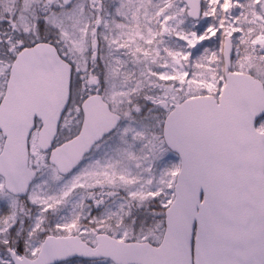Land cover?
<instances>
[{
  "label": "snow or ice",
  "instance_id": "6c2138e0",
  "mask_svg": "<svg viewBox=\"0 0 264 264\" xmlns=\"http://www.w3.org/2000/svg\"><path fill=\"white\" fill-rule=\"evenodd\" d=\"M0 264H264V0H0Z\"/></svg>",
  "mask_w": 264,
  "mask_h": 264
},
{
  "label": "water",
  "instance_id": "95a60500",
  "mask_svg": "<svg viewBox=\"0 0 264 264\" xmlns=\"http://www.w3.org/2000/svg\"><path fill=\"white\" fill-rule=\"evenodd\" d=\"M234 134H237V130L234 128V126L230 122H225L223 125L216 128L213 133L215 139L221 143L228 140ZM239 135L241 136L242 139H246L242 131L239 132ZM255 156L256 154L254 150H250L248 153L245 154V157L250 161L254 160ZM245 174L254 175V173H252L250 169H246Z\"/></svg>",
  "mask_w": 264,
  "mask_h": 264
},
{
  "label": "rangeland",
  "instance_id": "374dc122",
  "mask_svg": "<svg viewBox=\"0 0 264 264\" xmlns=\"http://www.w3.org/2000/svg\"><path fill=\"white\" fill-rule=\"evenodd\" d=\"M105 3L111 5L112 4V0H105Z\"/></svg>",
  "mask_w": 264,
  "mask_h": 264
}]
</instances>
